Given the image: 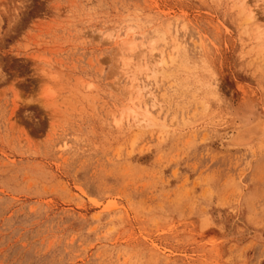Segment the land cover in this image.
<instances>
[{
    "label": "rangeland",
    "instance_id": "obj_1",
    "mask_svg": "<svg viewBox=\"0 0 264 264\" xmlns=\"http://www.w3.org/2000/svg\"><path fill=\"white\" fill-rule=\"evenodd\" d=\"M256 119L264 0H0V264H264Z\"/></svg>",
    "mask_w": 264,
    "mask_h": 264
},
{
    "label": "bare ground",
    "instance_id": "obj_2",
    "mask_svg": "<svg viewBox=\"0 0 264 264\" xmlns=\"http://www.w3.org/2000/svg\"><path fill=\"white\" fill-rule=\"evenodd\" d=\"M144 104H146V103H144ZM152 105H154V104H152ZM130 110H131V107H130ZM130 110H128V111H130ZM128 111H127V113H128ZM146 112L148 113L147 110H146ZM263 132H264L263 120L262 119H258V120L256 119V122L254 121L252 124H250V126L248 125L247 127L240 128V130L237 131L235 136L238 138L239 142H247L252 137L257 136V135H261ZM236 142L239 143L238 141H236ZM241 264H246V263H241Z\"/></svg>",
    "mask_w": 264,
    "mask_h": 264
}]
</instances>
